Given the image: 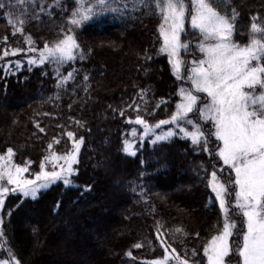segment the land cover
<instances>
[{
	"label": "trees",
	"instance_id": "trees-1",
	"mask_svg": "<svg viewBox=\"0 0 264 264\" xmlns=\"http://www.w3.org/2000/svg\"><path fill=\"white\" fill-rule=\"evenodd\" d=\"M125 2L129 9L135 7V0H118L121 7ZM148 2L151 8L141 7L123 16L108 13L76 28L74 34L86 58L58 67L28 65V59L38 58L39 51L28 52L27 41L30 37L31 47L42 50L45 43L51 45L62 38V31L73 27L68 19L75 0H34L26 15L17 0H0L6 5L0 8V53L22 49L13 60L0 59V154L12 148L16 164L24 166L31 161L27 175L33 178L50 151L64 154L71 150L66 131L84 137L79 163L73 166L78 174L72 176L70 186L57 181L41 190L36 200L19 194L5 198L0 209V244L4 245L0 260L4 256L10 259V249L20 264H143L163 258L164 241L181 256L187 253L190 264L192 260L207 264L204 247L224 222L209 187L212 171L234 191L232 173L215 156V137H210V157L179 136L155 145L147 137L141 144L130 135L132 127L142 133L141 126L126 123L137 115L135 107H128L133 102L151 124L169 119L184 85L173 75L167 55L158 51L161 17L153 0ZM211 2L222 14L231 15L236 9L239 15L232 39L242 47L253 36V17L264 26V0ZM21 15L23 25L19 23ZM9 18L16 21L15 27L9 25ZM21 27L22 32L13 34ZM188 37L194 40L191 34ZM146 52L150 60L145 59ZM17 61L19 68L15 67ZM73 68L79 70L74 78L58 88L57 73L66 76ZM85 74L88 81L83 79ZM37 124L45 131L40 132ZM204 129L213 130L211 122ZM125 139L133 140L135 156L123 151ZM221 167L225 171L220 172ZM46 168L51 170L52 165L46 164ZM86 186L90 191H85ZM228 200L231 220L242 225L241 215ZM157 222L163 227L158 228ZM239 223L232 242H238L243 231ZM177 227L183 234L175 231ZM158 233H162L159 239ZM136 243L142 247L135 248ZM171 248L170 255H175ZM236 258L232 254L227 257L230 262Z\"/></svg>",
	"mask_w": 264,
	"mask_h": 264
},
{
	"label": "snow or ice",
	"instance_id": "snow-or-ice-1",
	"mask_svg": "<svg viewBox=\"0 0 264 264\" xmlns=\"http://www.w3.org/2000/svg\"><path fill=\"white\" fill-rule=\"evenodd\" d=\"M17 2L22 6L23 15L27 14L29 7L34 6V0ZM153 3L161 17L159 35L162 44L158 51L167 55L176 79H185L183 72L186 65L181 52H187L192 47L191 42L182 41L189 14L192 29L198 30L201 36L196 47L203 53V58H194L191 61L186 79L192 87H180V102L176 104V110L169 119L151 124L140 115L141 108L138 104L133 102L128 106L135 107L137 115L134 120L129 118L126 123L139 125L143 129L142 133H138L136 127H132L130 135L141 144L145 138L154 137L151 140L153 145L179 136L208 153L210 157L213 155L210 137L214 136L215 141L220 142L216 146L215 156L222 161L223 166L235 174L234 181H231L235 189L234 207L240 210L244 218L246 230L242 232V240L235 247L240 264H264V39L257 38L264 36V26L255 22L258 17H253L254 22L250 26L253 36L250 43L242 47L232 39L239 15L235 8L231 15H228L219 12L211 0H190V6L187 0H153ZM75 4L76 7L68 19V24L73 27L62 31V38L54 44L45 43L43 49L38 50L31 47L32 41L29 37L28 52L39 51V56L30 57L28 65L50 63L59 67L77 59L84 60L85 50L76 39V28L108 13L123 16L128 11L152 7L148 0H135V7L131 9L126 2L121 7L118 0H75ZM5 7V4L0 3V8ZM12 15L10 11L8 16ZM23 15L19 17L21 25L25 22ZM8 23L15 27L16 21L9 18ZM22 31V27L15 28L13 34ZM21 51L19 48H13L11 51L5 49L0 59L17 56ZM145 59H151L147 52ZM20 66L17 61L15 67ZM78 71L73 68L66 76H61L58 72L56 86L59 88L65 85ZM83 79L88 81L89 76L85 74ZM144 91L141 90V99ZM198 93H205L206 97L203 99L207 102L202 103ZM159 107L160 104H157L156 108ZM197 113L198 118H192ZM120 115L124 116L125 110L121 109ZM208 122H211L214 130L205 131L204 125ZM75 123L79 125L80 121ZM165 125L169 126L167 130H163ZM36 127L40 132L45 131L39 124ZM65 135L71 142V150L64 154L50 151L40 163V171L35 174V179L25 177L31 161L26 162L24 166L16 164L12 148H8L6 154L0 155V209H3L5 198L9 195L19 194L24 198L36 200L41 190L48 189L57 181H63L66 187L72 184V176L78 174L73 166L79 163L78 157L84 137L77 138L73 131H66ZM133 140L125 139L123 146V151L131 156L136 155ZM55 143L59 144L60 140H55ZM48 148L51 150L53 145L50 143ZM49 163L52 165L51 170L46 168ZM219 171L223 172L225 168L221 167ZM209 187L224 214V222L219 234L213 236L204 247V256L207 257V264H226V258L233 252L231 238L237 229V224L231 220L228 211V197L232 195V191L219 179L216 170L211 173ZM85 191H90V188L86 186ZM2 224L3 220L0 219V225ZM157 225L158 228L163 227L159 222ZM175 231L183 234L182 228L177 227ZM160 235L162 233H158L157 239ZM2 236L3 232L0 231V237ZM161 244L164 246L163 258L143 264H170L171 260H175L176 264H190L187 253L181 256L176 253L175 248H171V244L164 241H161ZM134 247L139 249L142 244L136 243ZM3 248L4 245L0 244V249ZM169 248L175 255H170ZM8 255L10 259L0 260V264H20L10 249ZM192 255H196L195 250ZM127 256L131 258L132 252L129 251ZM191 264H196V261L192 260Z\"/></svg>",
	"mask_w": 264,
	"mask_h": 264
},
{
	"label": "rangeland",
	"instance_id": "rangeland-1",
	"mask_svg": "<svg viewBox=\"0 0 264 264\" xmlns=\"http://www.w3.org/2000/svg\"><path fill=\"white\" fill-rule=\"evenodd\" d=\"M187 2H188V4H189V6H190V0H187ZM190 19H191V17H190V14L188 15V18H187V20H186V22H185V32L182 34V41H184V42H191V45H192V47L187 51V52H181V57H182V59L185 61V69H184V72H183V75L185 76V79L183 80L184 81V85H182L183 87H185V88H191L192 86H191V83H190V81H187V79H186V77H187V74H188V69L191 67V61L194 59V58H196V59H202L203 58V53H201L199 50H198V48L196 47V44L201 40V36H200V34H199V32H198V30H194V29H192V27H191V23H190ZM191 34V36L194 38V40L193 41H190V39H189V37H188V35H190ZM4 51V50H3ZM3 51L0 53V56H2V54H3ZM9 51H11V49H9ZM9 57H11V59L13 60V57L14 56H9ZM9 62H10V59L8 60ZM8 61H7V63H8ZM172 68V67H171ZM199 94H201L202 95V99L203 98H205L206 97V94L205 93H198L197 95H199ZM203 102H207L205 99H203L202 100V103ZM196 115H198V113L196 114ZM169 126H167V125H165V126H163V130H167V128H168ZM214 130V129H213ZM160 130H158V132H159ZM149 138V137H148ZM154 137H151L150 136V138H149V140L151 141L152 139H153ZM217 143L219 144L220 142H218L217 141ZM4 154H6V153H4ZM4 154H0V155H4ZM221 163H222V161H221ZM223 165V164H222ZM225 168H227L226 166H224ZM231 172V171H230ZM232 173V181H234V177H235V174H234V172H231ZM25 177L26 178H28V179H35V177H33V178H29L28 177V175H27V173H25ZM223 182V181H222ZM224 183V182H223ZM229 189H230V187H229ZM234 192H235V189H234V191H233V195L232 196H230L229 198H230V200L231 201H233V203L235 204V195H234ZM215 195V194H214ZM218 205H219V203H218ZM228 210H229V208H228ZM238 212H239V214L241 215V217H242V225H241V223H239V222H237L236 224H238L239 223V225H240V227H241V230H246L245 229V226H244V218H243V216H242V214H241V212H240V210L239 209H236ZM222 212V211H221ZM27 214L29 215V216H34V214L31 212V211H27ZM222 214H223V212H222ZM224 215V214H223ZM34 218V217H33ZM222 230V229H221ZM242 231V232H243ZM219 234V233H218ZM217 234V235H218ZM239 240H238V242H236V241H234V242H232V238H231V243H232V245H233V252H232V255H234V256H237V258H236V260H234L233 262H230L229 261V259H227L226 258V264H240V257L238 256V254H237V252L235 251V247H236V245L242 240V233L240 234V236H239V238H238ZM3 259H8L6 256H4V257H2ZM2 259V260H3ZM228 260V261H227ZM229 262V263H228Z\"/></svg>",
	"mask_w": 264,
	"mask_h": 264
}]
</instances>
